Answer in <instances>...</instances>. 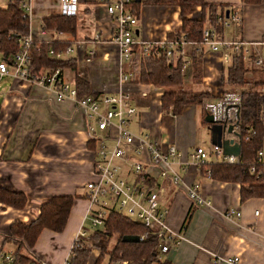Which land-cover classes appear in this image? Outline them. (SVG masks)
Listing matches in <instances>:
<instances>
[{"label": "crops", "instance_id": "1", "mask_svg": "<svg viewBox=\"0 0 264 264\" xmlns=\"http://www.w3.org/2000/svg\"><path fill=\"white\" fill-rule=\"evenodd\" d=\"M114 1L77 0L72 34L52 30L41 34L39 27L43 19L59 14V0L31 2L29 29L33 42H68L73 51L67 58L74 60V68L62 69V76L72 83L76 77L84 79L94 94L114 93L118 88L117 49L110 41L115 22L105 10V5ZM204 1L240 9L239 30L214 28L218 35L254 42L264 34V0L254 5L242 4L240 0ZM199 13L196 6L188 16L198 18ZM136 18L134 35L140 44L157 43L180 25L176 6L143 5ZM92 34H96V40L90 38ZM90 51V60L82 61ZM200 51L201 86L213 97L223 89L221 75L226 68L219 52L186 44L173 61L179 56L182 60H192ZM250 58L244 61L245 80L264 81V56L259 66ZM125 64H120L121 69L126 70ZM189 70L190 66L187 74ZM5 80L8 83L0 89V186L23 193L26 201L21 209L0 203V250L14 251L12 244L3 239L9 235L11 222H27L35 217L42 202L53 196L68 195L74 200L63 230L42 229L32 247L24 251L32 259L46 264H63L88 207L84 184L92 179L93 150L97 145L93 138L105 132L90 131L84 111L71 100L57 101L47 89L9 78ZM123 87L134 108L128 122L132 134L147 136L162 150L174 146L184 153L186 161L195 146L206 148L205 139L197 133L200 129H204L211 146L210 131L203 123L205 112L200 107L185 105L180 114L172 115L160 107L159 97L164 87L129 82ZM262 87L256 90L264 91ZM245 88L253 89L249 85ZM262 126L260 149L264 162V103ZM118 164L120 176L125 180L163 190L159 208L165 212L167 228L181 239L167 251L159 252V258L169 264H211L215 256H237V264H264V198L240 200L237 183L212 180L191 164H173V170L180 177L178 185L172 184L169 176L160 177L155 167L144 165L142 179L127 172L125 162ZM192 184H197L198 194L208 201V206L198 205L188 198L184 188ZM226 210L239 212V216L225 217ZM8 246L12 249L4 248ZM91 254L85 264L96 260L97 254ZM109 263L106 257L100 264Z\"/></svg>", "mask_w": 264, "mask_h": 264}, {"label": "built area", "instance_id": "2", "mask_svg": "<svg viewBox=\"0 0 264 264\" xmlns=\"http://www.w3.org/2000/svg\"><path fill=\"white\" fill-rule=\"evenodd\" d=\"M130 0H116L105 5L106 12L113 17L115 25L110 36L111 43L117 49L119 75L118 88L114 93L77 95L74 83L66 81L62 76V69L58 67L43 68L35 74L28 70L29 51L34 43L30 35L29 22L31 20L32 0H0V7H6L14 3L20 12L21 18L27 22V33L20 34L10 32L9 35L17 43V50L11 55L0 54V81L10 79L19 83H27L47 89L52 93L55 100H71L77 107L81 108L89 123L90 131L105 132L102 136L94 137L97 143L93 150L92 179L84 184L88 207L83 218L82 225L74 235L67 256L63 264H69L73 251L87 237L88 229L101 225L110 210H116L131 220L139 222L144 228L156 234L159 238L158 251L165 252L170 246L178 244L181 236L171 232L165 223L164 211L159 208V200L163 195L161 188H148L143 184L129 182L120 176L119 161L126 163L127 172L135 176L142 174L143 166L149 165L158 170L160 177L169 176L172 184L180 183L179 175L173 170V164H191L198 168L210 161H219L227 164L238 163V156L224 154L220 147L211 144L206 150L203 146H195L187 155L174 146L162 150L154 141L147 136H137L128 130V122L134 114V108L130 105L129 95L123 85L128 83L129 74L123 73L121 63L127 61L131 56V47L134 44L141 45L142 50L147 52L154 47L166 58L174 59L180 53L181 48L187 43L178 37L164 38L163 40L150 44H140L135 41L134 26L136 16L129 7ZM77 13V0H59V14L64 16H75ZM216 23L219 28H240L241 16L237 6L228 8L227 16H218ZM41 34L49 31L43 23L39 27ZM60 33L55 29H51ZM238 33V32H237ZM96 40V34L90 37ZM210 52H219L225 67L230 64L234 54L241 53L244 61L251 59L255 66L262 63L264 56V34L254 42H248L241 37L227 39L218 35L214 28L205 25L201 30V40L198 44ZM73 48L66 46L61 52L54 54L48 50L49 55L67 58ZM90 52L82 59L90 60ZM80 62V59H79ZM191 65V58L182 60L181 73L186 74ZM130 83V82H129ZM241 92L238 89H220L213 97L202 98L200 108L208 114L211 122L221 126V139L232 140L236 143L241 132ZM110 143H106L107 140ZM211 157V159H209ZM261 165V173H264V162L262 161V150L256 152L254 162L249 166V171L254 172V165ZM259 174V172H257ZM205 175L209 177L208 169ZM188 198L198 205L208 206L209 203L198 194L197 184L188 185L185 188ZM239 216V212L226 210L225 217ZM87 224L88 228L83 225ZM237 256H215L211 264H237ZM0 264H46L42 261L20 262L12 252L0 250ZM109 264H126V261L116 260Z\"/></svg>", "mask_w": 264, "mask_h": 264}, {"label": "trees", "instance_id": "3", "mask_svg": "<svg viewBox=\"0 0 264 264\" xmlns=\"http://www.w3.org/2000/svg\"><path fill=\"white\" fill-rule=\"evenodd\" d=\"M261 0H240L242 4H258ZM143 5L156 6H176L178 7L180 25L176 31L168 32L166 38L178 37L187 43L198 44L201 40V30L205 25L218 29L216 20L218 16L224 15V10L228 9L215 3H208L204 0H130L128 7L131 13L138 17L140 7ZM199 7L198 18L188 16L195 7ZM48 29H55L62 33L72 34L75 27L74 16L52 15L42 21ZM10 32L20 34L27 33V22L21 18L14 3L6 7H0V54L11 55L18 46ZM68 42H46L33 43L29 51L28 70L31 74L37 73L43 68H74L72 58H60L49 55L48 50L54 54L61 52ZM201 55L198 52L192 57L189 73L182 74L181 58H166L158 49L151 47L147 52L142 50L141 45L134 44L131 47V56L125 61L126 70L123 73L129 74L130 83L151 84L153 86L164 87L165 90L159 97L160 107L172 115H178L183 106L188 104H199L202 97H212L208 90L191 92L180 90L183 80L188 76L199 82L201 76ZM244 59L241 53L231 57L230 64L223 70L221 75V85L230 90L238 89L241 92V119L242 126L238 141V163L227 164L219 161H210L198 167L201 174H205V169L209 171V178L221 182L237 183L239 185L240 200L247 198H264V173H261V165H254V172L249 171V166L254 162L256 152L261 148L263 126H262V106L264 103V91L256 90V87L263 86L264 81L257 80L247 82L244 78ZM253 89H246V86ZM74 87L77 95H91L88 83L79 77L74 80ZM176 89V90H174ZM206 126H211L212 122L205 121ZM259 172V174H257ZM140 178H144L142 174ZM149 188V187H148ZM74 197L63 195L53 196L42 202L35 217L27 222L15 220L9 225L8 239L15 243L17 240L24 242L26 248L32 247L36 237L42 229L53 232H61L64 228L69 209ZM25 196L21 192L8 190L0 186V203L21 209L25 204ZM88 228L87 224L83 225ZM124 236H136L137 241H122ZM94 237H102L98 241L97 247L99 255L94 264H100L107 255L108 262L122 260L126 264H169L165 259L158 256L159 238L155 233L144 228L139 222L129 219L116 210H110L101 225L88 229L87 237L74 249L69 264H85L89 246L86 240ZM113 238V245L106 248L105 241ZM17 239V240H16ZM20 246V245H19ZM12 254L20 262H32L26 253L19 252L16 248Z\"/></svg>", "mask_w": 264, "mask_h": 264}, {"label": "rangeland", "instance_id": "4", "mask_svg": "<svg viewBox=\"0 0 264 264\" xmlns=\"http://www.w3.org/2000/svg\"><path fill=\"white\" fill-rule=\"evenodd\" d=\"M262 1V0H261ZM260 1V2H261ZM259 2V3H260ZM258 3V4H259ZM8 82H6V80H2V81H0V89H2L3 87H5L6 85L5 84H7ZM180 88V90H185V91H191V92H200V91H202V90H206L205 88H203L202 86H201V81L199 80V82H196V81H194V80H192L191 78H189L188 79V77H186V79H184L183 80V83H182V85H181V87H179ZM222 88L223 89H228V87H226V86H222ZM262 88H264V85H263V87ZM174 90H176V89H174ZM202 98H205V97H202ZM201 98V99H202ZM188 105H194V106H198V107H200V104H188ZM180 114V113H179ZM204 129H200L197 133H199V135H201V136H203V138L205 139V141H204V144H205V146H206V150H209L210 149V144H209V142L207 141L208 140V138H207V134L205 133V131H203ZM97 136H99V134H96ZM209 159H211V157H209ZM85 225H86V223H85ZM10 235H8L7 237H4L3 239H4V241H6V242H8V243H10V244H12V246H13V249L15 250L16 248H18L19 249V252H22V253H24V251H25V248L27 247L26 245H25V243L23 242H21L20 240H17V242L15 243V240H14V242H12V241H10L9 239H8V237H9ZM100 240H102V237H94V238H89L88 240H86V243L88 244V246H89V252H88V254H87V257H86V260L88 259V257L89 258H91V253L92 252H94V253H96L97 254V257H98V255H99V249H98V247H97V245H95V244H97L98 243V241H100ZM20 245V246H19ZM105 245H106V248L107 249H110L111 248V246L113 245V238L112 237H110L108 240H106L105 241ZM12 246H8L7 248L6 247H4L5 249H8V250H10V249H12ZM92 251V252H91ZM107 257V255H102L101 257H100V259L102 258H106ZM95 263V261L93 262V264Z\"/></svg>", "mask_w": 264, "mask_h": 264}, {"label": "water", "instance_id": "5", "mask_svg": "<svg viewBox=\"0 0 264 264\" xmlns=\"http://www.w3.org/2000/svg\"><path fill=\"white\" fill-rule=\"evenodd\" d=\"M228 9L224 10L225 17L227 16ZM205 121H210L211 118L208 114L204 116ZM210 131L211 144L220 147L224 154H231L236 156L238 154V144L232 142V140H222L221 139V126L218 124H212L208 127ZM122 241H137L136 236H124L121 238Z\"/></svg>", "mask_w": 264, "mask_h": 264}]
</instances>
